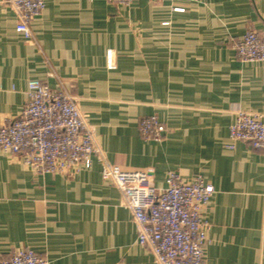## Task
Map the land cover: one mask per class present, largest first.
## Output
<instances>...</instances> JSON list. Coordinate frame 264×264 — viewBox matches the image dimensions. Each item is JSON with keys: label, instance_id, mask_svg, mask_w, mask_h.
I'll return each instance as SVG.
<instances>
[{"label": "crops", "instance_id": "obj_1", "mask_svg": "<svg viewBox=\"0 0 264 264\" xmlns=\"http://www.w3.org/2000/svg\"><path fill=\"white\" fill-rule=\"evenodd\" d=\"M15 23L0 0V123L19 115L28 80L55 86L53 70L109 162L151 167L157 188L169 170L213 186L202 209L207 264H264V149L225 147L237 110H264V63L233 48L248 29H264V0H45L31 23L38 45ZM150 114L165 126L158 141L138 130ZM19 248L47 264H156L96 159L38 173L0 152V258Z\"/></svg>", "mask_w": 264, "mask_h": 264}, {"label": "built area", "instance_id": "obj_2", "mask_svg": "<svg viewBox=\"0 0 264 264\" xmlns=\"http://www.w3.org/2000/svg\"><path fill=\"white\" fill-rule=\"evenodd\" d=\"M3 1L15 15L14 30L38 45L31 23L44 9L45 0ZM109 1L121 5L132 2ZM233 48L243 62L264 63V29H248L234 41ZM106 66L114 67L111 49L106 50ZM50 75L56 79L53 87L41 79L28 80L19 115L0 123V152L18 155L24 165L38 173L76 172L90 168L96 159L102 179L118 189L122 205L132 214L137 242L149 249L156 264H207L204 249L210 225L202 209L214 193L213 186L200 174L184 180L169 170L163 187L157 188L151 181V167L127 170L109 162L75 96L53 70ZM138 130L143 139L158 141L165 126L157 115L150 114L139 119ZM228 139L226 148L232 149L234 141L242 140L264 149V110H237ZM47 263L45 257L28 248L0 258V264Z\"/></svg>", "mask_w": 264, "mask_h": 264}]
</instances>
